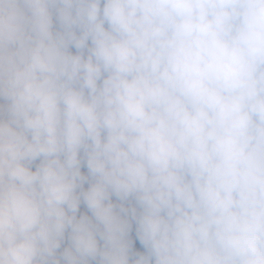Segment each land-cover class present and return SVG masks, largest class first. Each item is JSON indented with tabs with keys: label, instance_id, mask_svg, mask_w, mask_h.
Instances as JSON below:
<instances>
[{
	"label": "clouds",
	"instance_id": "9594fccd",
	"mask_svg": "<svg viewBox=\"0 0 264 264\" xmlns=\"http://www.w3.org/2000/svg\"><path fill=\"white\" fill-rule=\"evenodd\" d=\"M0 264H264V0H0Z\"/></svg>",
	"mask_w": 264,
	"mask_h": 264
}]
</instances>
